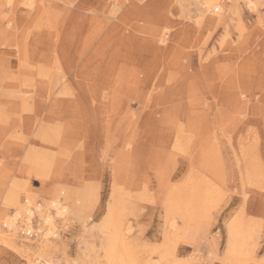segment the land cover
<instances>
[{"label":"rangeland","instance_id":"374dc122","mask_svg":"<svg viewBox=\"0 0 264 264\" xmlns=\"http://www.w3.org/2000/svg\"><path fill=\"white\" fill-rule=\"evenodd\" d=\"M245 1L213 22L198 0H0V203L15 180L46 204L48 177L85 198L55 264H108L110 208L141 260L169 264L154 248L186 226L178 264H228L239 218L236 262L264 264V0ZM14 246L0 264H27Z\"/></svg>","mask_w":264,"mask_h":264},{"label":"bare ground","instance_id":"6f19581e","mask_svg":"<svg viewBox=\"0 0 264 264\" xmlns=\"http://www.w3.org/2000/svg\"><path fill=\"white\" fill-rule=\"evenodd\" d=\"M198 1H199L200 8H203L204 12L207 11L209 12V14L211 13V15L213 16L212 20L213 22H215L217 17H219L218 15H220V13H216V12L219 11L221 7L224 8L226 3L232 2L233 0H198ZM245 3L250 8H253V9L258 7V4L256 3L255 0H246ZM40 176L41 177L43 176L42 178L44 177L46 178L47 175L40 173ZM47 179H48L47 183L49 186L47 189L50 190L53 196H52V199L48 201L46 204L43 205L42 203L37 202V200H35L36 202H33L32 200L34 197H31L32 199H30L29 198L30 195L26 199V201L22 202L20 197H21V192L23 189H22V186H20L15 180H12V181L10 180V182L7 185L5 184L6 185L5 194L2 197V201L0 203V220L3 219L4 225H7V227L9 228L8 230L9 232H6V235L3 236L2 233H5V232L0 227V236L4 242L10 245H13V246L18 245L19 242H21L20 246H16V247L14 246V247L16 249L18 248V252L21 255H25L27 264H37L36 261H40V260H48L51 264H55L58 261V259L60 258V253H59L60 249L57 246V243H56L57 240L53 239L56 236V234L59 233L57 222L58 220H62L65 222L67 218V213H70V211L80 212L84 208V205H85V202H84L85 198L80 199L81 198L80 197V198L74 199L72 197V199L69 200V196L65 195L64 193V190H63L64 188L62 187L63 185L62 186L60 184H59L60 186L56 185L54 182L55 180H53L51 177H48ZM64 186H68V185H64ZM28 193L30 194V192ZM200 198H203V196H201ZM172 202H171V205H172ZM177 209L179 208H176V211ZM11 210H13L12 213H10ZM171 210L173 211L175 210L173 206L171 207ZM114 212H115L114 208H110L109 214L104 222L105 228L110 227L109 229H112L110 231L111 234L108 236L107 244H106L108 264H161L160 260L159 262L157 260L156 261L154 260L155 262L152 263V259L155 255L149 256V258H147L146 260H141L142 258L139 259L140 257L138 255H135L133 252L131 253L129 249L125 248V245L127 242H125L126 237H125L124 231L126 227L123 224V222L119 223V222L113 221ZM37 214L39 216V219H38L39 222L37 223V226H38L37 229H35L33 226L34 225L33 220ZM180 214L183 215L182 213ZM185 219L187 220V217H185L184 215V220ZM21 223H24L26 225L23 231L28 234V235L25 234L27 237L30 236L29 234L31 232H33L32 238L37 236L39 232H41V237H39L40 239H37V241H32L33 239L31 240L30 238H27V237L22 238L20 240L17 239L16 236H17V233H19L18 232L19 229L21 228ZM127 229L129 230L130 228L128 227ZM187 233H188V229L186 226H183V227L175 226L174 232L172 234L168 233L169 235L165 237L163 244L156 246L153 252L155 254L160 255V258L162 260L161 262L167 261L169 264H178V262L176 261L177 259L176 242H179L178 240H180L182 237L185 238L187 236ZM228 234H229V241H228V248H227L226 255H225V260L227 261L228 264H235V262L239 258H241L240 256L242 254L241 251L245 244V241H244L245 238L248 239L246 237L247 236L246 233H244L243 229L241 228L239 218H234L229 223ZM34 244L36 245L34 246ZM121 244H123V247H124L122 250H120L119 248ZM211 252L215 253V250H212ZM56 254H58V256ZM223 264H226L224 260H223Z\"/></svg>","mask_w":264,"mask_h":264},{"label":"built area","instance_id":"2783aa9c","mask_svg":"<svg viewBox=\"0 0 264 264\" xmlns=\"http://www.w3.org/2000/svg\"><path fill=\"white\" fill-rule=\"evenodd\" d=\"M7 227V225H5ZM24 227V225H22ZM8 228V227H7ZM20 233H22V235L26 234L28 235L27 233H25L24 231H19ZM29 233V232H28ZM30 237H32L33 235V232H31L30 234ZM37 264H51L48 260H40V261H37Z\"/></svg>","mask_w":264,"mask_h":264}]
</instances>
